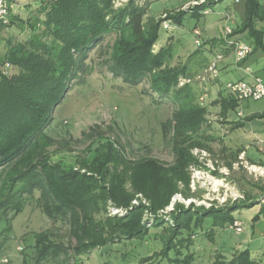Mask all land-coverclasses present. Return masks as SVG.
<instances>
[{
	"label": "trees",
	"instance_id": "obj_1",
	"mask_svg": "<svg viewBox=\"0 0 264 264\" xmlns=\"http://www.w3.org/2000/svg\"><path fill=\"white\" fill-rule=\"evenodd\" d=\"M39 1L44 17L30 22L29 36L16 43L9 41L7 51L0 55V222L9 223L38 192L36 201L54 228L33 233L29 248L34 264H84L91 250L142 238L151 227L159 226H162L159 231L162 248L139 262L158 260L174 249L170 264H192L195 253L182 254L181 248L192 244L206 216L211 215L214 221L208 235L215 226L226 228L234 219L232 211L237 205L220 209L203 206L186 209L179 205L172 224L156 217L153 224L146 225L143 213L163 209L181 190L179 184L188 186L189 166L198 162L193 148L211 149L210 141L215 137L203 132L209 105H219V114L226 117L229 111L236 112L240 103L233 97L220 96L209 105L200 104L189 83L177 87L181 76L191 75V67L188 63H172L175 48L170 39L154 48L162 18L148 15L147 8L138 4V0H129L116 10L112 7L113 0ZM221 1L211 0L194 5L188 12L178 10L168 15L180 25L185 13L199 19L205 9ZM243 2L241 22L232 33L246 32L252 52L258 49L264 52V1ZM16 21L22 22L9 14L8 22L0 20V29ZM37 26L41 30L37 31ZM109 34H114L108 56L110 71L130 85L146 79L149 91L174 105L171 116L162 122L163 138L174 154L172 163L151 156L128 159L122 147L101 136L70 157L49 150L57 142L47 130L57 105L73 80L81 78L79 74L86 70L90 51ZM211 41L223 45L222 38ZM198 47L192 51L193 56L200 54ZM203 59L207 60L201 55L197 58ZM5 62L10 63L7 74L2 73ZM257 116L250 115L234 124L241 126L244 120ZM238 152L231 154L236 157ZM135 197L139 204L130 208ZM108 201L129 210L124 216L111 217L106 214ZM57 222L66 225L64 232H60L62 225ZM9 229L10 225H6L5 230ZM184 231L187 237L179 238ZM22 262L25 263V256ZM210 264L259 262L244 248L230 255L218 252Z\"/></svg>",
	"mask_w": 264,
	"mask_h": 264
},
{
	"label": "rangeland",
	"instance_id": "obj_2",
	"mask_svg": "<svg viewBox=\"0 0 264 264\" xmlns=\"http://www.w3.org/2000/svg\"><path fill=\"white\" fill-rule=\"evenodd\" d=\"M128 1L113 0L112 7L116 10L124 7ZM188 1L138 0L137 3L147 8L148 15L163 20L172 19L168 14L176 13L178 10L188 12L192 8ZM234 1L223 0L215 3L213 11H218L225 5L232 8L228 9L232 12H225V15L218 20L219 31L223 30L225 25L235 27L240 24L244 2ZM14 2L16 4L10 14L16 15L22 22L16 21L12 26L0 29V55L7 51L9 41L16 43L29 36L30 22L37 17H44L40 10L42 3L39 0H14ZM235 6L239 10L238 14L234 11ZM205 15L208 14L197 19L185 13L182 23L180 25L175 23L177 26L173 30H164L161 25L159 39L154 48L157 49L170 39L175 48L172 63H188L191 67V75L181 76L177 87L189 83L197 95L196 102L201 104L202 97L203 104L209 105L214 93L208 88L210 81L202 80L200 76L208 78V67L212 60L208 63L205 59L197 60L199 55L211 59V55L205 54L208 48L204 45L210 43L205 39ZM8 19L9 16L2 21L8 22ZM37 27V31L42 28ZM194 27L200 31L198 36L202 43L200 47L195 43L196 36L192 32ZM109 35L90 51L86 70L79 74L82 82H78L81 78L73 80L65 97L57 105L54 120L47 128L57 142L49 150L57 152L59 156L70 157L80 153L90 142L101 136L110 138L117 147H122L128 159L137 160L151 156L165 163H172L174 154L170 144L163 138L162 122L171 116L174 105L149 91L146 79L139 84L130 85L110 71L108 56L114 34ZM214 43H216L214 47H219L217 42ZM197 47L201 48V52L193 56L192 51ZM204 62L207 63L205 67H203ZM261 74L263 76V73ZM182 79L184 80L181 83ZM237 110L242 111L243 116L264 113V101L246 100L240 102ZM235 118L234 114L222 117L218 106L209 105L208 121L203 132L215 137V140L210 141L211 149L193 148L191 151L198 162L189 166L188 186L179 184L181 190L171 197L169 204L163 209L156 213L147 210L143 213V221L146 225L153 224L156 217L172 224L173 214L179 211V205L186 209H197L202 206L205 209H220L237 205L232 211V216L243 223L244 231L236 233L227 229V226L226 228L215 226L208 235L207 230L213 227L214 221L211 215L206 216L201 223L202 226L196 230L192 244L181 248L182 254L195 253L192 264H210L218 252L230 255L237 248H248L252 257L259 264H264V204L259 198L253 200L255 193L264 192V178L254 176L249 171L246 154L240 159L239 156L243 154L233 157L230 152L243 145L249 157L258 159L264 156V117H255L247 121L244 126L232 129L230 121ZM94 126L96 128L91 129ZM258 148L260 151H257ZM81 171L83 172L84 169ZM37 196L38 192H35L34 196L27 200L23 210L14 218H10L9 223L6 220L0 222V264H23V256H25L24 264H34L29 248L33 233L45 228H54L53 222L42 213L36 201ZM246 200H253V203L247 205L242 202ZM142 201L147 204L145 199L142 198ZM131 202L130 208L138 205L139 199L135 197ZM128 210L118 208L110 201L106 205V214L111 217L124 216ZM56 224L62 225L60 232H64L66 225L59 222ZM6 225H10L8 231L5 230ZM161 229L162 226L156 229L151 227L142 238L125 239L97 247L89 252L84 264H170L169 258L175 256L174 249H171L167 256L156 258L158 260L139 262L140 258L162 248L159 235ZM186 235L187 231H184L179 238L187 237ZM5 255L9 260L3 263L1 260Z\"/></svg>",
	"mask_w": 264,
	"mask_h": 264
},
{
	"label": "crops",
	"instance_id": "obj_3",
	"mask_svg": "<svg viewBox=\"0 0 264 264\" xmlns=\"http://www.w3.org/2000/svg\"><path fill=\"white\" fill-rule=\"evenodd\" d=\"M234 2L236 3V2H238V0L234 1ZM213 7L210 9V12H212V14H209L210 12H208L207 13L208 15L204 16L205 17L204 19L206 20L205 39H207L210 42V43L207 42L204 45L208 48L206 50L205 54L211 55V59L207 58L208 61L213 60L217 53H221L222 56L217 63V69H218L217 76L213 77L211 74H209V76L207 78V80L210 81L208 88H209V90H211L212 93H214V97L211 99V101L219 98L220 96L231 98V96L225 90V84L228 81H234V80H240V79L250 80L253 75H257L264 80V52L262 50L258 49L256 51L252 52L250 55H248L242 61L236 62L234 59V55L232 53V50L230 48L223 49L222 48L223 45L219 42H218L219 47L218 46L214 47V45H216V43H214V41H211V39H221L222 35H223V30L219 31L217 28V25L220 22L218 20L221 19L225 15V12L229 13V11L232 12V10H228L229 8H231L229 5H225L224 7H221V9H219L218 11H213ZM234 11H236L237 14L239 13V10L237 9L236 6H235ZM243 11H244V9H243ZM223 21H225V20H223ZM235 27H231L232 30L235 29ZM232 38L242 39V40L250 43L249 39L247 38L246 32L233 33ZM203 56H205V55H203ZM261 73H263V76ZM212 87H214L213 90H212ZM214 106L219 107V105H214ZM239 106H240V104H239ZM239 106L237 107V109L239 108ZM237 109H236V112L229 111L227 113V116H226V117H228L230 114H234L237 118V119L236 118L231 119V121H230V122H232V126H231L232 129L242 127L245 125V123L247 121H249V120H244L243 125L235 126L234 121L242 120V118L248 117V116H243V113H242V116L237 115V112L239 111ZM219 111H220V107H219ZM253 114L259 115L257 117H261V118L264 117V116H261V115H264V113H262V112L261 113H253ZM237 150H239L238 155H241L243 153V155L239 156L240 159H243L242 156H244V154H246V156L249 160V163H247V167H248L249 171L251 173H253L254 176H260V177L264 178V156L261 158H258V159L253 158V157H249L247 152H246V147L243 145H239L237 149H233L231 151L234 152ZM257 151H260V149L258 148ZM259 194H260V196H258ZM257 198H259V200L264 204V192L255 193L253 195V200L257 199ZM227 229H228V225H227ZM242 249H244V248H242ZM236 250H241V249L237 248Z\"/></svg>",
	"mask_w": 264,
	"mask_h": 264
},
{
	"label": "built area",
	"instance_id": "obj_4",
	"mask_svg": "<svg viewBox=\"0 0 264 264\" xmlns=\"http://www.w3.org/2000/svg\"><path fill=\"white\" fill-rule=\"evenodd\" d=\"M45 2H50L53 0H43ZM211 0H189L187 3L191 4L192 7L194 5L206 3ZM218 1V0H214ZM237 1V0H235ZM14 0H0V20H6V18L9 16V14L12 12L15 6ZM191 8V7H189ZM210 11L209 8L205 9L203 11L204 14H207ZM263 14H264V7H263ZM165 15V14H164ZM162 28L164 30H173L176 28V24L172 21L170 18H164L161 22ZM193 34L196 36L195 43L197 45L201 44V41L198 39V36H200V31L198 28L194 27L192 30ZM233 30L229 25H225L223 28V46L230 48L232 50V53L234 55V59L236 62H240L243 59H245L248 55H250L253 51V46L242 39H234L232 38ZM221 53H217L216 57L212 62L209 64L208 72L213 77L217 76L218 69H217V63L219 59L221 58ZM10 67L9 62H5L2 66V73L7 74ZM202 80H207L206 77H201ZM184 79L181 80V83ZM225 90L226 92L236 99L239 103L246 101V100H258L262 99L264 101V80L257 76L253 75L250 80H234V81H228L225 84ZM201 104H203L202 100L203 98H200ZM237 115L242 116V111H238ZM243 154V153H242ZM228 229L236 232L241 233L244 231V225L243 223L234 218L229 224ZM8 257L5 255L2 258V262L6 263L8 262Z\"/></svg>",
	"mask_w": 264,
	"mask_h": 264
}]
</instances>
